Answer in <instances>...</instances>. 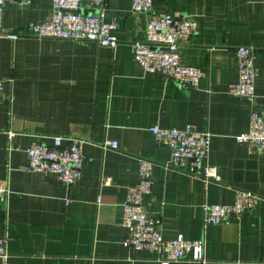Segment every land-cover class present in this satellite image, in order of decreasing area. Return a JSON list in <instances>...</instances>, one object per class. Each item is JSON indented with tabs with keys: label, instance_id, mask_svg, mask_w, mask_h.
Here are the masks:
<instances>
[{
	"label": "crops",
	"instance_id": "0c3cea01",
	"mask_svg": "<svg viewBox=\"0 0 264 264\" xmlns=\"http://www.w3.org/2000/svg\"><path fill=\"white\" fill-rule=\"evenodd\" d=\"M51 8L52 0L5 3L3 28L25 33ZM166 12L196 22L179 47L180 61L204 72L196 86L144 73L133 59L132 42L143 38L148 15ZM106 19L117 23L114 47L0 34V180L8 189L0 197L6 251L0 264H158L149 249L123 243V205L127 188L140 181V158L153 163L143 201L161 236L203 242V262L171 264L264 261V150L235 139L248 128L250 112L264 104V0H151L150 10L139 14L131 0H108ZM240 45L253 53L251 99L228 91L237 79ZM185 125L210 134L207 162L218 169V182L169 166V150L149 130ZM53 135L85 140L73 183L26 169L27 147ZM106 140L117 148L104 146ZM235 189L260 199L204 226L201 205L230 204Z\"/></svg>",
	"mask_w": 264,
	"mask_h": 264
},
{
	"label": "built area",
	"instance_id": "2783aa9c",
	"mask_svg": "<svg viewBox=\"0 0 264 264\" xmlns=\"http://www.w3.org/2000/svg\"><path fill=\"white\" fill-rule=\"evenodd\" d=\"M5 3L28 6L31 0H0V34L6 38L17 37L66 39L80 42H94L114 47L117 38L113 31L117 23L107 20L108 0H52L48 18L31 24L27 32L6 31L2 25ZM151 0H131L134 14L147 13ZM196 30L195 20L186 14L166 12L148 15L143 38L132 42L133 59L144 73L160 74L177 81L183 86H196L203 77L202 69L180 61L179 47L187 42ZM237 58V79L229 86V93L245 98L254 95L256 71L253 65L252 49L248 46L235 48ZM3 95V81L0 80V97ZM150 132L157 143L170 153L169 166L182 168L200 175L205 180L219 181L218 169L207 162L210 134L199 131L191 125L182 128L152 126ZM9 136L14 133L8 131ZM236 141L245 143L252 151L264 150V104L254 108L249 115L248 128L235 136ZM80 137L53 135L49 142H34L26 149L28 171L53 173L65 184L76 181L81 173L82 145ZM104 146L117 148L116 141L106 140ZM140 181L129 186L123 205L122 226L126 233L123 243L132 248H146L155 255L158 264H171L187 260L203 262V242L189 240L181 235L164 239L158 230V220L150 217L144 209V196L151 192L153 163L144 158L138 161ZM109 179L104 180L108 184ZM8 191L0 180V197ZM260 197L243 189H235L230 204L201 205L204 226L218 224L226 217L239 215L252 209ZM0 257H6L5 239L0 237ZM235 264H264V261H236Z\"/></svg>",
	"mask_w": 264,
	"mask_h": 264
}]
</instances>
